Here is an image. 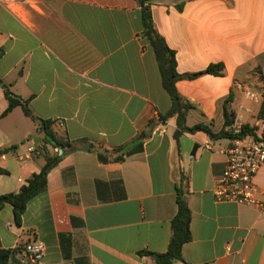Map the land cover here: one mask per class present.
Returning <instances> with one entry per match:
<instances>
[{
	"label": "crops",
	"instance_id": "crops-1",
	"mask_svg": "<svg viewBox=\"0 0 264 264\" xmlns=\"http://www.w3.org/2000/svg\"><path fill=\"white\" fill-rule=\"evenodd\" d=\"M140 10L137 0H0V78L37 118L21 107L7 113L0 87V197L18 193L45 165L40 121L53 123L60 143L74 144L20 226L11 205L0 208V249L41 241L43 264H154L141 253L167 251L180 188L192 238L174 264H264V211L213 198L232 139L175 138V117L154 127L172 101ZM151 10L180 75L223 66L221 76L177 81L192 105L186 124L213 133L246 126L263 138L264 0H158ZM140 143L120 162L98 159L99 151ZM254 184L264 202V167Z\"/></svg>",
	"mask_w": 264,
	"mask_h": 264
},
{
	"label": "trees",
	"instance_id": "trees-1",
	"mask_svg": "<svg viewBox=\"0 0 264 264\" xmlns=\"http://www.w3.org/2000/svg\"><path fill=\"white\" fill-rule=\"evenodd\" d=\"M158 0H137L141 10V22L143 26V34L149 41L151 48L155 54L159 71L161 74L162 85L166 92L169 94L172 106L167 115V117H161V121H165L168 118L175 117L177 122L178 130L175 132L174 137L178 138L182 133H190L194 134L197 132L205 133L210 139H223V138H243L252 133L248 127H242L241 133L239 135H234L232 131H223L220 133H213L211 129L204 124H197L195 126L189 127L186 124V118L188 111L192 108V105L184 101L183 98L179 95L176 83L178 80L182 78H197L201 75H215L221 76L223 73V66L221 64L218 65H210L205 71L201 73H196L192 75H180L177 72V62L175 58V53L172 51L164 38L160 35L158 30L155 27L151 5L152 3ZM4 54L3 50H0V60ZM0 87L3 88L5 97L8 102L7 113L11 112L16 107H21L24 114L33 120H37V118L33 115L29 108V101H23L17 97H15L8 86L2 81L0 78ZM226 116V124L229 127L231 122L228 119V114L226 113V108L224 109ZM261 113L264 118V94L262 101V109ZM52 122L50 121H40L41 130L43 132L44 145L48 144L52 146L54 149H62L66 151L68 148H72L74 144L72 143H60L54 133L51 130ZM157 124L155 123L154 127ZM149 136L148 131H144L139 136V141L145 140ZM264 138V136H263ZM44 145L37 149V152L43 155L45 158V165L41 169L39 173L34 174L31 179L27 181V183L21 187L18 193L8 194L0 197V208L9 204L13 208L15 223L17 226L21 225L23 214L27 209L28 203L43 193L47 189L48 183V175L50 171L56 167L61 161L63 155H59L58 151L54 155H49ZM142 149V143L138 144L136 147L129 149L127 147H118L112 150H103L98 152V159L102 163L109 162V156L114 157V162H120L125 159V157H129L135 153L140 152ZM177 194V204H178V212L174 219L171 222V238L168 245V249L163 254H155L149 252H143L141 255L150 257L154 264H174L177 261H183L182 250L183 246L186 243L191 241V221L192 215L188 206L187 199L184 195L182 189H178ZM24 248V247H23ZM23 248H17L16 250H5L0 249V264H12V259L15 254H19Z\"/></svg>",
	"mask_w": 264,
	"mask_h": 264
},
{
	"label": "built area",
	"instance_id": "built-area-1",
	"mask_svg": "<svg viewBox=\"0 0 264 264\" xmlns=\"http://www.w3.org/2000/svg\"><path fill=\"white\" fill-rule=\"evenodd\" d=\"M247 96L251 93L247 92ZM160 120L156 122L160 125ZM234 135L241 133V127H231ZM163 131V130H162ZM33 148L28 149L32 153ZM225 169L217 180L213 198L217 203H236L255 207L264 211V202L258 198L254 179L264 167V138L256 139L250 135L232 139V144L224 151ZM45 245L35 241L24 246L18 254L20 264H43Z\"/></svg>",
	"mask_w": 264,
	"mask_h": 264
},
{
	"label": "water",
	"instance_id": "water-1",
	"mask_svg": "<svg viewBox=\"0 0 264 264\" xmlns=\"http://www.w3.org/2000/svg\"><path fill=\"white\" fill-rule=\"evenodd\" d=\"M77 151H89V146H86V148H78ZM71 151L64 153L62 149L58 150L59 155L63 154H69Z\"/></svg>",
	"mask_w": 264,
	"mask_h": 264
}]
</instances>
